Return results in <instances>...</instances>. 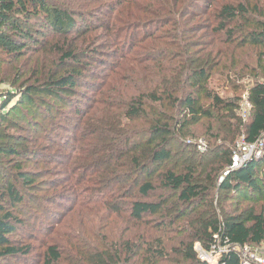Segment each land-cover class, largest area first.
I'll return each mask as SVG.
<instances>
[{"label":"trees","instance_id":"trees-1","mask_svg":"<svg viewBox=\"0 0 264 264\" xmlns=\"http://www.w3.org/2000/svg\"><path fill=\"white\" fill-rule=\"evenodd\" d=\"M71 11L70 5L55 0H0V66L8 63L17 73V64L30 52L52 50L39 70L31 69L35 82L21 87L20 105L41 102L49 111L52 106L44 99L49 98L68 106L81 84L93 93L90 107L75 108V114L84 117L75 127L78 145L68 163L60 165L70 166L75 176L68 179L72 198L83 190V173L92 177L89 184L102 185V190L111 184L115 191L110 198L119 202L106 201L100 207L111 211L113 222H121L130 235L118 242L96 233L60 245L46 242L41 264H207L196 245L207 253L225 249L220 263L241 264L233 247H264V210L240 209V201L264 199V151L238 168L231 166L239 141L253 144L264 136V82L246 88L238 81L246 72L264 71V0H98L81 14V24ZM93 13L99 14L95 23L90 21ZM201 16L199 25L194 20ZM126 33L131 41L125 46ZM99 37L101 50L93 43ZM48 44L50 50L44 49ZM245 48L260 50L253 66L241 58ZM105 50L114 51L104 55ZM99 53L116 63L100 59ZM92 62L107 73L99 76ZM5 77L0 84L10 83V74ZM212 80L230 85L234 94L221 97L210 86ZM244 92L251 104L246 119L238 114ZM13 94L0 95V123L17 112L16 106L8 110ZM90 114L105 119L93 126ZM197 125L207 141L202 153L179 137ZM87 132L92 148L86 156H98L99 166L83 159ZM23 152L11 149L8 154ZM226 172L217 185V177ZM27 175L19 173L0 197L6 205H0V260H22L32 253L26 241L10 239L24 230L19 212L28 201L21 191L28 192L33 184ZM224 202L235 208L226 211ZM82 206L74 202L69 214ZM153 217L157 222L151 226L146 219ZM42 231L47 232L41 227L38 233ZM168 234L174 236L168 240L174 245L162 240ZM65 255L70 259L65 261Z\"/></svg>","mask_w":264,"mask_h":264},{"label":"rangeland","instance_id":"rangeland-1","mask_svg":"<svg viewBox=\"0 0 264 264\" xmlns=\"http://www.w3.org/2000/svg\"><path fill=\"white\" fill-rule=\"evenodd\" d=\"M55 1H60L65 6L70 5L72 7L71 12L74 13L73 15H75V19L79 24L83 23L80 20L81 14L98 5V0ZM204 6H206V4ZM98 15V13H93L90 17V21L93 23L97 22ZM202 20L203 18L201 16L194 21L201 25L203 23ZM199 35L200 34H197L196 39ZM122 37L125 39V46L128 45L131 41L129 33L123 34ZM96 40H100V37L93 40V43H95L94 47H98ZM54 42L55 41H53V43ZM49 45L52 46V44H48L44 49L50 50ZM99 48L101 50V46H99L98 49ZM122 49L124 50V46ZM113 51L114 50H105L102 52L104 55H112ZM51 52L52 50H50V52L46 50L30 52L25 58L21 59L19 64H17L16 69L19 70L17 73H13L10 70L8 63H3L0 66V79L6 78V74H10L11 77V84H0V95L8 91L13 92V97H10L8 110L13 106L17 107V112H14L16 113L15 116L10 117L6 123H0V197L5 193L6 184L10 185L17 182L16 178L19 173L27 172V174H29V176H27L31 177L33 180V184L28 189V192H25L26 190L21 191L24 199L28 201L26 205L22 206L23 212H19V218L23 222L24 230L18 233V235H14L10 238L11 240H24L27 244L32 245V253L22 260H0V264H41L42 255L40 254L46 242L52 243L53 241V243L56 242L60 245L61 242H68L75 237H80V240L84 237L90 239L89 234L93 233L101 235L100 239L111 237L118 242L121 238H127L130 235V233L123 232L125 226L121 225V222L119 226L113 222L114 217H110V215H112L111 211L104 210L105 208H101L102 206L100 207V205L104 204L106 201L107 204L110 205H116L117 202H119L117 198L113 200L110 198L113 191H115L113 186L111 184H106L103 187L104 190H102V185L94 186L93 184H89L92 177L90 175L85 177V173H83V190L79 192L80 196H74L72 198L69 195L70 184L68 179H75V176L72 177V171L70 172L72 168L70 166L66 167L60 165V163H68L69 156H72V149L78 145L75 142V137L78 136L77 128L75 127L80 119L83 120L84 117L80 118V116H77L75 114V108L85 109V107H90L91 102L89 99L94 97L93 93L83 88V84H81L82 87L77 88L78 95L73 96L72 101L68 104L70 107L65 106L57 100L44 98L52 106L49 111L41 102H36L35 104L25 102L22 105L18 102L19 96L17 95L19 91H22L21 87L25 89L26 86L32 85L35 82L34 78L30 79L31 69L34 68L33 70H39L43 62L48 59L47 55ZM259 53V49L245 48L241 52V58H243L244 63L253 66L258 61ZM98 56L102 57L100 59L104 58V61L108 60V57L101 56L100 53ZM108 61L116 63L115 59ZM90 66H92V69H96V73L99 76H103L107 73L98 63L92 62ZM245 74L246 75L238 81L246 88L257 81L264 82L263 70H259L255 75L248 74V72ZM92 81L97 82V80ZM16 82L17 85L13 87ZM210 86L214 87L221 97H228L234 94L230 85L226 86L216 80H212ZM236 93L239 94V92ZM84 95H86V98H84ZM38 109L41 110V113L38 112ZM36 113H39L40 117H35ZM87 119H89L88 123H90V125L98 126L102 124V120L105 118L101 115L97 117L90 114ZM98 119H100V123H98ZM36 123H38L39 126H35L34 124ZM199 128L200 127L197 125L189 130L190 132L187 136L179 137L180 140L185 141L186 145L194 146L196 151L202 153L207 147V141L202 137ZM87 134L88 132L86 136L83 134V159L85 161L89 158L86 156L87 152L85 151L90 152L92 148L91 144L88 142L89 137H87ZM198 146H202L203 151H200L197 148ZM11 149H15L16 152H24L10 156L8 151ZM97 158L98 156L92 155L89 160H94L96 162ZM95 165L99 166L101 164L96 162ZM163 168L164 164H161V169ZM262 173L264 176V170ZM223 178H225L223 175L217 177V185L222 183ZM55 180L60 183L56 184V187L55 184H53ZM42 181H49V183L46 186H41L39 183ZM40 186L42 188H40ZM40 189L43 190L40 191ZM160 193L161 190H157L158 196L161 195ZM219 194L234 198L238 197L237 194L234 195L230 191H221ZM35 198L38 199L36 200ZM71 199H73V201ZM153 199L154 198H152V200ZM74 202H83V206L81 207L82 210L76 211L75 214H73V212L69 214L70 209L74 206ZM98 203L100 204L97 207ZM0 205L5 204L0 203ZM224 205L226 211H232L235 208L234 203L230 205L229 202H224ZM248 206H253L257 213H261L264 210V199L254 196L246 202L240 201V209ZM7 208L10 207L7 206ZM146 222L152 223L151 226H154V223L157 222V218H147ZM59 223H63L64 227L59 228ZM41 227L43 229L46 228L48 233H51L49 232L51 228L52 233L49 235L47 232L42 231L41 234H39L38 231ZM82 229L83 235H81ZM154 235L162 238L160 234L155 233ZM171 237L174 236L168 234L167 237L162 240L168 246L174 245V242H168ZM195 249L199 254L203 252V259L200 256L199 258L207 264L209 263L205 261L206 259L210 260L211 264L214 259H217L213 251L207 253L200 245H196ZM252 250L260 255L264 254V247L262 246L252 247ZM69 259L70 256L65 255L64 260L67 261ZM64 263L66 262H62V264Z\"/></svg>","mask_w":264,"mask_h":264},{"label":"built area","instance_id":"built-area-1","mask_svg":"<svg viewBox=\"0 0 264 264\" xmlns=\"http://www.w3.org/2000/svg\"><path fill=\"white\" fill-rule=\"evenodd\" d=\"M238 106H239V110H238L239 116L242 119H246L249 116V112L251 110V104L249 102L248 92H244L242 94ZM197 148L200 151H203L202 146H198ZM262 151H264V136L253 144H246L243 140L239 141V143L236 146V151L233 152L231 156L232 168H238L239 166L243 165L253 157L260 156ZM226 175L227 172L223 173V177H225ZM232 250L238 255L241 264H264V254L260 255L257 252L253 251L252 247L249 245L235 246L232 248ZM225 251H226L225 249L217 252L213 251V253L216 254L217 257V259H214L215 264H222L220 263V258L222 257V254ZM199 256L203 259L204 257L203 252H201ZM205 261L211 264L210 260L206 259Z\"/></svg>","mask_w":264,"mask_h":264},{"label":"bare ground","instance_id":"bare-ground-1","mask_svg":"<svg viewBox=\"0 0 264 264\" xmlns=\"http://www.w3.org/2000/svg\"><path fill=\"white\" fill-rule=\"evenodd\" d=\"M213 262L215 263V260H213Z\"/></svg>","mask_w":264,"mask_h":264}]
</instances>
